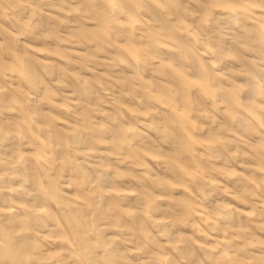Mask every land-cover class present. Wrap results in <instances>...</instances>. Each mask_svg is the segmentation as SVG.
Listing matches in <instances>:
<instances>
[{"label": "clouds", "instance_id": "9594fccd", "mask_svg": "<svg viewBox=\"0 0 264 264\" xmlns=\"http://www.w3.org/2000/svg\"><path fill=\"white\" fill-rule=\"evenodd\" d=\"M0 264H264V0H0Z\"/></svg>", "mask_w": 264, "mask_h": 264}]
</instances>
